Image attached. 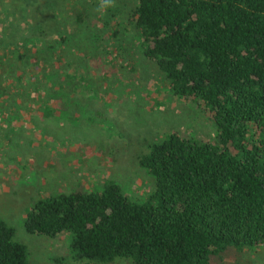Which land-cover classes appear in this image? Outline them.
<instances>
[{
    "label": "trees",
    "instance_id": "obj_1",
    "mask_svg": "<svg viewBox=\"0 0 264 264\" xmlns=\"http://www.w3.org/2000/svg\"><path fill=\"white\" fill-rule=\"evenodd\" d=\"M128 22L171 92L210 111L217 141L171 131L138 157L147 200L106 179L37 199L25 230H70L74 258L102 263L211 264L264 243V0H134ZM0 264H32L2 217Z\"/></svg>",
    "mask_w": 264,
    "mask_h": 264
},
{
    "label": "rangeland",
    "instance_id": "obj_2",
    "mask_svg": "<svg viewBox=\"0 0 264 264\" xmlns=\"http://www.w3.org/2000/svg\"><path fill=\"white\" fill-rule=\"evenodd\" d=\"M97 5L0 0V217L32 264H134L76 259L70 230L29 233L27 212L41 197L98 189L106 179L145 201L155 183L138 157L150 143L171 131L217 141L210 111L174 95L141 53L128 22L134 0L103 13ZM61 35L69 42L58 44ZM238 249L211 264H264V243Z\"/></svg>",
    "mask_w": 264,
    "mask_h": 264
},
{
    "label": "clouds",
    "instance_id": "obj_3",
    "mask_svg": "<svg viewBox=\"0 0 264 264\" xmlns=\"http://www.w3.org/2000/svg\"><path fill=\"white\" fill-rule=\"evenodd\" d=\"M116 0H98L97 12L103 13L107 9L115 7Z\"/></svg>",
    "mask_w": 264,
    "mask_h": 264
}]
</instances>
